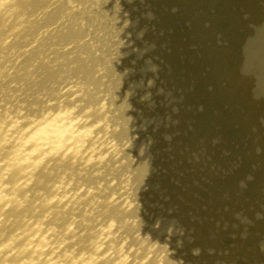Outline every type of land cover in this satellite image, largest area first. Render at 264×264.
Returning <instances> with one entry per match:
<instances>
[{
	"label": "bare ground",
	"instance_id": "6f19581e",
	"mask_svg": "<svg viewBox=\"0 0 264 264\" xmlns=\"http://www.w3.org/2000/svg\"><path fill=\"white\" fill-rule=\"evenodd\" d=\"M98 1L0 0V264H197L180 255L170 219L155 216L165 241L143 231L138 194L146 165L129 157L132 112L112 89L118 72L109 64L115 10ZM253 1L243 4L253 8ZM256 1L264 12V0ZM241 4L227 2L238 9L234 35L249 18ZM257 23L262 51L264 22ZM208 55L222 83L219 51ZM257 66L260 73L264 65ZM227 94L231 101L235 90ZM247 95L234 108L249 103ZM237 114L224 116L227 126ZM250 114L253 124L263 121V109Z\"/></svg>",
	"mask_w": 264,
	"mask_h": 264
},
{
	"label": "rangeland",
	"instance_id": "374dc122",
	"mask_svg": "<svg viewBox=\"0 0 264 264\" xmlns=\"http://www.w3.org/2000/svg\"><path fill=\"white\" fill-rule=\"evenodd\" d=\"M108 2L117 30L109 42V64L118 72L112 89L124 94L132 112L126 123L132 124L131 163L146 165L138 194L143 231L165 241L157 234L158 213L178 226L173 239L180 255L197 264H264V116L253 124L250 114L255 106L264 110L261 101L250 103L264 99L260 3L244 5L249 18L234 35L230 18L238 9L228 0ZM212 49L221 56L222 83L213 79ZM215 85L222 92L218 104ZM231 87L236 97L228 101ZM247 94L250 102L234 108ZM232 112L238 114L227 126L224 116Z\"/></svg>",
	"mask_w": 264,
	"mask_h": 264
}]
</instances>
